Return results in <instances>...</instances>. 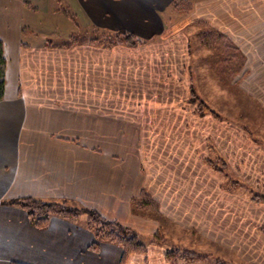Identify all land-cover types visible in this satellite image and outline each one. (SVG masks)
<instances>
[{
	"label": "crops",
	"instance_id": "0c3cea01",
	"mask_svg": "<svg viewBox=\"0 0 264 264\" xmlns=\"http://www.w3.org/2000/svg\"><path fill=\"white\" fill-rule=\"evenodd\" d=\"M170 2L0 0V264H169L166 245L148 244L144 254L125 256L120 247L100 242L94 252L84 216H52L38 228L23 210L6 204L24 198L66 202L139 231V222L159 216L138 208L143 193L164 218L187 210V202L195 214L222 215L223 231L239 241L227 245L246 239L264 257V203L251 201L264 197V80L243 74L226 80L236 62L219 63L199 36L214 30L248 59L264 54V0L191 3L184 19L202 27L181 34L183 45L175 41L176 29L165 27ZM92 27L111 35L124 30L147 43L103 45L97 35L88 37ZM59 28L66 34L55 32ZM75 33L87 40L71 41ZM151 40L161 46H149ZM158 87L165 98H157ZM191 87L221 117L184 110ZM240 102L248 105L245 112ZM254 114L252 123L247 117ZM107 119L117 131L139 130V156L102 144Z\"/></svg>",
	"mask_w": 264,
	"mask_h": 264
},
{
	"label": "rangeland",
	"instance_id": "374dc122",
	"mask_svg": "<svg viewBox=\"0 0 264 264\" xmlns=\"http://www.w3.org/2000/svg\"><path fill=\"white\" fill-rule=\"evenodd\" d=\"M201 0H171L169 7L166 8L164 11V20H166V28L167 29H176L174 32L176 35L175 41H180L182 44V35L183 33H191L192 30H195L197 28H201L202 25L197 23H190L187 22L184 18L189 15L191 11V3H197ZM178 4V5H176ZM176 7V8H175ZM189 7V8H188ZM63 8V7H62ZM180 8V9H177ZM257 9V8H256ZM262 9V8H261ZM193 10V7H192ZM182 11V12H181ZM191 11V12H190ZM189 25H194L190 26ZM173 27V28H172ZM197 27V28H196ZM60 30H56L57 33H63V28H59ZM50 33L53 32V29L48 30ZM90 36L93 37L97 35L100 39V41L103 43V45H127L128 47H136V46H142L145 45L147 42H142L140 40H137L134 38V40H125V37L121 34L125 33L124 30H119V32H113L112 35L108 31H100L96 28H90L89 31ZM211 32V31H210ZM78 33V32H76ZM75 33L71 41L73 42H83L86 41L87 38H82L84 36H79ZM173 33V32H172ZM66 34V33H65ZM95 34V35H93ZM217 34V33H215ZM50 35L51 40H53V43L58 41V37L56 35ZM218 35V34H217ZM217 35L214 36L215 39L210 38L209 42L214 43L213 41H217ZM191 36V35H190ZM63 38V37H60ZM37 39H40V37H37ZM213 39V40H212ZM172 39H167L166 44L167 46L173 47V42H171ZM231 41V40H230ZM232 43V41H231ZM161 43H159V40H151V44L149 46L156 47ZM205 44V43H204ZM201 42V45L208 48L210 51L213 52L211 46H206ZM233 44V43H232ZM172 45V46H171ZM183 45V44H182ZM161 46V45H160ZM169 47V48H170ZM235 45L233 44V48ZM234 49H237L238 53H234ZM232 49V53L234 57H230V62L235 61L236 64H230L228 67V75L226 76V80H234V78L237 76V74H241L240 78L247 77L248 80L252 81H258L259 79L264 80V54H253L248 58H246L237 47ZM255 50L257 51L258 48L255 47ZM156 51V50H155ZM151 61L153 62L154 55L150 56ZM247 60V61H246ZM157 61V60H155ZM248 62V63H247ZM159 64L158 62H154ZM152 63V65H155ZM221 68L220 70H225L227 72V69ZM155 70H161L160 68H156ZM211 76H215L216 73L209 71ZM178 73V72H177ZM251 74V75H250ZM249 75L251 78H249ZM253 75V76H252ZM160 76V77H159ZM158 78L160 79L162 77V74H160ZM260 81V80H259ZM262 82V81H261ZM172 83L173 82H169ZM183 84L182 86L186 85V88L188 87V82H179ZM236 83V82H234ZM180 84V86H181ZM169 87L166 88L167 92H164V95H169ZM190 92L188 94L189 97H187V102L183 103L182 105L184 110L186 107H188V111L192 108L197 112V116L200 115H213L215 118L221 117L218 115L214 110L210 108V106L201 98V96L191 87L189 88ZM157 98H165L163 97V90L161 87H158L156 90ZM211 99V98H210ZM214 101V106L218 105L219 109H223V105L217 101ZM239 107H244V112L247 110L248 105L246 106L245 103L240 102ZM202 107V108H201ZM119 109V108H118ZM210 112H213L210 113ZM217 114V115H216ZM244 114V113H242ZM219 116V117H218ZM254 115H249L247 118L254 123L256 120V117ZM119 127L123 126L125 128V125H121V120H118ZM125 121V120H124ZM171 120H166V123H170ZM125 124V122H123ZM135 125L138 126V124H141V119L135 120ZM115 126L113 123H111L110 119L103 120V135H102V144L112 145L113 143L120 145L123 148H120L122 155L125 156L126 153L130 156H139L144 148L143 145V135L139 133V130H135V132L128 133L126 128L121 131H117L118 129L114 128ZM118 127V125H117ZM250 127H253V125H250ZM116 129V130H115ZM248 129V128H247ZM249 130V129H248ZM128 150V152H127ZM141 200L145 198V202L143 203V206H147V208L151 209L152 213L158 214L154 215L155 217L150 218L148 220H144L143 222H139V225L137 226L141 230L132 229L130 228L133 233L136 235L139 242L144 245V250L147 247L148 244H153L155 246H162L168 248L167 251H172L174 253L180 254V260L183 256L184 263L183 264H206V263H214V264H264V257H262L260 253V248L258 246H246L247 241L246 239H242V243H238L239 245L236 246H229L228 243H233L235 245V242H239L235 238H232L231 235H227L223 229L224 224L222 223V215H203L201 216L198 210V213L195 214V210L193 207H190L191 204L187 202V210H181L179 215H170V219L164 218L163 215L158 212L159 209H156L155 203L150 199L147 198L146 195L143 193L141 194ZM264 199V197H262ZM14 201V200H12ZM252 202H256L251 199ZM260 201L256 202L259 203ZM264 202V201H262ZM69 205V204H68ZM182 205H184V201H182ZM71 206V205H69ZM72 207V206H71ZM76 208V207H74ZM191 208L193 213H190L189 209ZM81 209V208H79ZM84 209V208H83ZM90 210V209H88ZM94 211V210H92ZM145 214L141 216H145ZM256 215V213H255ZM79 216L85 217V225H86V219L87 215L84 214H77L75 215V218H78ZM163 216V217H162ZM258 216V215H257ZM213 217V218H212ZM178 218V220H176ZM213 219V220H212ZM121 224V223H120ZM88 230V229H87ZM90 232V230H88ZM93 235V234H92ZM94 238V236H93ZM241 238V237H240ZM235 239V240H232ZM95 240V238H94ZM95 244L91 245L89 248L91 251L97 250V243H100L95 240ZM107 243V242H102ZM108 244V243H107ZM116 246V245H115ZM173 248V250H170ZM230 248V249H229ZM234 251H232V250ZM216 262V263H215ZM175 264H181L176 261Z\"/></svg>",
	"mask_w": 264,
	"mask_h": 264
},
{
	"label": "trees",
	"instance_id": "16d2710c",
	"mask_svg": "<svg viewBox=\"0 0 264 264\" xmlns=\"http://www.w3.org/2000/svg\"><path fill=\"white\" fill-rule=\"evenodd\" d=\"M215 33H217L218 35ZM121 34L125 37L126 41L131 39L134 40L133 36L129 34L122 32ZM200 34L201 35L199 36L202 37V43H205L204 45L206 46H211L214 55L219 63L227 61L230 62V57H234L232 49H234L235 47L233 48V44L231 43V41L224 35L214 30H211V32H200ZM215 35H217V41L214 40V43L209 42L210 38L215 39ZM234 53H238L237 49H234ZM4 77L5 59L3 57L2 43L0 41V101L3 99L4 95ZM210 113L213 114V112ZM251 199L256 202L260 201V203L264 201V199L258 195H253ZM144 202L145 198H143V200H141L140 198L139 202L137 203L138 208L145 211H151V209L147 208V206H143ZM6 204L17 206L21 210H23L29 217L30 221L38 228L45 227L52 216L69 220L75 218V215L82 213L84 215H87L86 228L90 230L96 241L107 242L108 244H113L120 247L123 250L125 256L129 253L144 254L146 251V248L145 250L143 248L144 245L139 242L136 235L130 228L123 226L116 221L108 220L96 211L83 208L79 209L77 207L74 208L73 206H69L66 202H43L30 198L8 201L6 202ZM183 256L181 260H184ZM177 259H180V254H176L172 251H167L165 253V260L167 263L175 264Z\"/></svg>",
	"mask_w": 264,
	"mask_h": 264
}]
</instances>
